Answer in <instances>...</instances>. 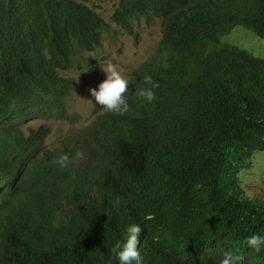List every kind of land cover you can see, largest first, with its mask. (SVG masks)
Returning <instances> with one entry per match:
<instances>
[{"label": "trees", "instance_id": "obj_1", "mask_svg": "<svg viewBox=\"0 0 264 264\" xmlns=\"http://www.w3.org/2000/svg\"><path fill=\"white\" fill-rule=\"evenodd\" d=\"M141 19L163 31L128 79V112L98 105L88 160L62 168L44 154L46 130L24 126L78 119L63 74L107 25L87 0H0V264H109L132 224L143 264H220L226 251L264 264L246 247L264 235V203L238 180L264 151V61L221 45L237 25L264 40V0H119L111 17L131 36ZM145 76L151 104L136 95ZM53 189L66 198L47 201Z\"/></svg>", "mask_w": 264, "mask_h": 264}, {"label": "rangeland", "instance_id": "obj_2", "mask_svg": "<svg viewBox=\"0 0 264 264\" xmlns=\"http://www.w3.org/2000/svg\"><path fill=\"white\" fill-rule=\"evenodd\" d=\"M119 0H87V5L99 14L106 23L103 41L100 48L93 53H80L73 68L64 73L74 80V87L66 103L68 112L76 114L74 123L64 121H29L24 130H46L44 138V154H67L76 158V162L84 166L89 152L79 153L85 136L98 114L94 98L89 89L106 78L103 68L111 64L129 79L134 71L155 54L162 36V23L159 19L148 21L141 19L134 24L137 36H131L111 21ZM222 42L242 49L258 59L264 60V40L243 26H236ZM30 132H26L28 135ZM83 148H87L83 145ZM75 153L73 156L70 153ZM79 153V155L77 154ZM81 166V167H82ZM240 187L245 198L264 203V151L255 152L249 166L241 170L238 176Z\"/></svg>", "mask_w": 264, "mask_h": 264}, {"label": "clouds", "instance_id": "obj_3", "mask_svg": "<svg viewBox=\"0 0 264 264\" xmlns=\"http://www.w3.org/2000/svg\"><path fill=\"white\" fill-rule=\"evenodd\" d=\"M235 28L236 26L232 27V29L227 33V35H225V37L230 35ZM222 40L221 45L234 47L228 44H224ZM253 57L256 58L255 56ZM103 71L106 74V78L102 82H100L96 88L89 89L90 95L92 98H94L95 104L101 106L105 111L109 113L123 115L129 110V105L125 98V94L128 93V86L130 84V81L125 78V76L122 75L121 72L114 65H107L103 68ZM144 83L146 85H150V87H146L137 91L136 95L144 102L151 104L156 100V95L152 89L157 87V85L153 83L152 78L150 76L144 77ZM77 154L79 155V153ZM55 163L62 168L67 167L70 163L69 156L67 154H62L55 160ZM66 196V191L65 194L58 196L57 190H45V197L47 198L46 200L50 203H54L55 201H61L65 199ZM92 197H98L99 200L101 198V195L99 196L98 190L96 188H94ZM109 228L120 229L119 226H109ZM142 234L143 232L141 227L135 224L129 225L126 228L124 239L112 248V255L109 259V264H112L113 260L116 261V264H143V258L140 255L139 244V240ZM246 247L249 250L254 251L255 253H260L264 251V235L252 234L251 236H249L246 239ZM241 260V256L234 254L232 251H226L223 255V259L220 260V264H240ZM255 263L257 264V261H255Z\"/></svg>", "mask_w": 264, "mask_h": 264}]
</instances>
